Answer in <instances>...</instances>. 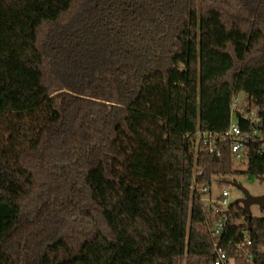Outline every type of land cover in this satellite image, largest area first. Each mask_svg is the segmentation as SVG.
Wrapping results in <instances>:
<instances>
[{"label": "trees", "instance_id": "1", "mask_svg": "<svg viewBox=\"0 0 264 264\" xmlns=\"http://www.w3.org/2000/svg\"><path fill=\"white\" fill-rule=\"evenodd\" d=\"M241 92L264 180V0H0V264H213L203 198L235 163L195 137ZM232 214L225 248L264 264V218Z\"/></svg>", "mask_w": 264, "mask_h": 264}, {"label": "built area", "instance_id": "2", "mask_svg": "<svg viewBox=\"0 0 264 264\" xmlns=\"http://www.w3.org/2000/svg\"><path fill=\"white\" fill-rule=\"evenodd\" d=\"M238 103V100H236L233 104L234 112L239 110ZM241 113L243 119L249 122L248 129L243 130L238 122H231L229 130L223 134L206 131L197 132L195 137L196 143L202 145L210 154L218 157L222 153L221 146L227 145L235 164L246 162L248 156L246 145L250 141L262 137L263 119L256 117L254 112L249 113L246 110H242V108ZM201 173L200 171L199 174ZM216 180L218 181V178H215L214 181ZM195 183L196 177L193 179V185ZM209 193H211V190L207 191V194ZM229 197L230 193L224 190L222 195L217 199L203 198L207 208L205 227L213 240V264H259V261H256L253 255L245 253L240 257H236L231 255L224 246V236L233 217L232 206L234 202ZM241 238V243L236 245L237 249L248 250L252 246L249 231H244ZM261 253L264 254V247L261 249Z\"/></svg>", "mask_w": 264, "mask_h": 264}, {"label": "rangeland", "instance_id": "3", "mask_svg": "<svg viewBox=\"0 0 264 264\" xmlns=\"http://www.w3.org/2000/svg\"><path fill=\"white\" fill-rule=\"evenodd\" d=\"M247 97L244 101L243 107L239 108L242 110H246L248 108L247 103ZM232 122H237V117L235 112L232 114ZM247 171V163H236L234 165V173L230 176H227L225 180V184L222 186L218 185L217 180L213 182L211 193L205 195L204 198H212L217 199L222 195V192L224 190L228 191L230 193V200L235 202L237 200H240L244 197V194L241 189L238 188V186H241L242 188L246 189L252 196L259 197L264 196V180L258 179L256 177H252L246 174ZM241 207H243L240 204ZM252 217L257 218H264V209H261L257 205H253L251 207Z\"/></svg>", "mask_w": 264, "mask_h": 264}, {"label": "water", "instance_id": "4", "mask_svg": "<svg viewBox=\"0 0 264 264\" xmlns=\"http://www.w3.org/2000/svg\"><path fill=\"white\" fill-rule=\"evenodd\" d=\"M247 95L245 92H241L239 94L238 102L240 104V107H243L244 101L246 99ZM239 189L242 190L244 197L240 200H237L234 202L235 204H241L244 208V211L246 213L247 221H248V226L249 229L251 228V223H252V212H251V207L253 205L259 206L261 209H264V196H259L255 197L252 196L246 189L242 188L241 186H238Z\"/></svg>", "mask_w": 264, "mask_h": 264}]
</instances>
